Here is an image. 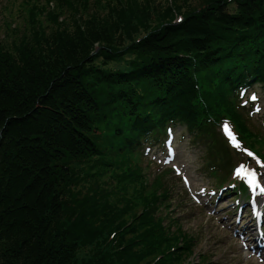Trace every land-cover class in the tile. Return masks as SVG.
Returning a JSON list of instances; mask_svg holds the SVG:
<instances>
[{
  "label": "trees",
  "instance_id": "1",
  "mask_svg": "<svg viewBox=\"0 0 264 264\" xmlns=\"http://www.w3.org/2000/svg\"><path fill=\"white\" fill-rule=\"evenodd\" d=\"M49 1L25 7L16 56L0 46V264H71L98 229L111 230L89 263L208 264L205 254L190 259L195 237L135 149L168 120L202 133L206 118L228 117L264 154V134L230 96L246 78L264 88V0H166L162 11L128 0ZM120 35L138 60L107 70L124 51L111 49ZM98 57L104 66H92ZM106 176L118 200L105 189L88 198L91 186L71 197L80 182Z\"/></svg>",
  "mask_w": 264,
  "mask_h": 264
},
{
  "label": "rangeland",
  "instance_id": "2",
  "mask_svg": "<svg viewBox=\"0 0 264 264\" xmlns=\"http://www.w3.org/2000/svg\"><path fill=\"white\" fill-rule=\"evenodd\" d=\"M26 1L27 0H0V46L2 45L5 50L9 51L11 56H16L14 55L12 48L14 44H17V47L20 44L21 47L22 44L24 45L25 43V41L21 42L22 39H20L27 26L25 22V15L28 13L29 9L26 10L25 7H30L32 4L41 7L43 4H45V1L49 0H29V4H26ZM128 1L133 2L135 6L146 2L148 8L153 7L156 3H159L158 11L164 10V8L167 6L166 0ZM173 1L175 5L183 6V4H180L181 0ZM149 2L150 4H148ZM48 3L49 6L46 8L52 10L54 1H49ZM100 4L101 7H98L97 9L99 16L105 15L107 6L103 2ZM62 18H59L58 21L61 22ZM42 20L43 16H37L34 22H36V24H40ZM65 20L66 18H64V21ZM44 22L45 23L42 25L43 29L46 30V33H49L50 29L53 27V23L47 21V19ZM154 24L156 25V23ZM29 32H31L30 29L27 35H29ZM119 38L116 40L115 44L111 46L113 52H115L116 49L124 50L130 45V42L132 41V39L131 41H128L123 35H120ZM113 54L116 55V53ZM119 57H121L119 61L107 63L105 64V66L102 64L103 60L98 57L93 60L92 66L98 67L100 65H103V68L107 70L112 69L121 71L130 68L129 63L131 61L138 60V57L130 53L128 50H124ZM256 90L260 94L259 96L262 100L264 115V92L259 87H256ZM262 119H264V116H251V118L249 119V124L252 129L260 131L264 134V125H262ZM174 130L176 131L178 140L176 142V145L178 147V159L180 162H183L185 164L186 171L192 180L193 187L198 188L200 185L209 183L208 176L203 172L204 159L206 158L207 160V156L203 152V147L206 146V140L203 138L192 139L190 138V136H187L184 129L180 127H176ZM142 158L143 161H140L141 165L143 168H145L146 174L148 173L147 177H149L150 179V177L154 175V173L156 174L158 172L159 167L156 163H151L148 157L142 155ZM96 170L91 171V173H95ZM96 178L93 181L92 179L87 180L85 184H83L84 182H80L76 186V188L72 190L71 197H79L80 192H85V190L91 186L94 190L91 193L92 196L87 195L90 199L99 200V194L102 189H105L109 194H111L107 198V200H110L112 203L115 201V199H119L118 195L120 194L118 192L115 193L114 188L111 187V184L109 183V181H107L109 180L107 176L104 178L101 177L100 181H97ZM166 179L169 180L168 182L171 186V189L173 183H176V185L180 184V181L174 175H171ZM174 197L178 199V197L180 196H177L176 192L174 191ZM83 198L84 197L82 196L81 200H83ZM170 202L171 203L169 210L172 213V216L178 217L180 219V224L183 230L195 237V254H205L207 256L209 264H256L251 260L244 259L242 253L237 247L236 242L233 240L231 233L227 230L226 227L223 226L224 223H221V221H224L222 219H225L227 223L231 224V221H228L225 217H223L226 213H231V215H233V210L231 209L232 206H230L228 203L220 204L216 208V213L214 214V216H211L210 212L196 207L191 202H188L186 205L180 203V207L176 206L174 198H171ZM74 206V204L70 203V207ZM92 227L93 229H95L94 226ZM92 227L90 226L91 229ZM73 229L75 230V228ZM86 229H88V227H86ZM110 230L111 229H98L97 231H94L92 233L90 242L88 244L80 243L81 245H79V247H77L74 252V257L72 258L71 264H93L92 262L89 263V261L92 258L94 250L96 249L97 242L100 241L103 236L105 237V235ZM74 235H76V233H74ZM190 259L196 260L197 256L192 255ZM149 260L150 259L147 258L142 262L147 263L149 262ZM179 264H185V262H181Z\"/></svg>",
  "mask_w": 264,
  "mask_h": 264
},
{
  "label": "snow or ice",
  "instance_id": "3",
  "mask_svg": "<svg viewBox=\"0 0 264 264\" xmlns=\"http://www.w3.org/2000/svg\"><path fill=\"white\" fill-rule=\"evenodd\" d=\"M251 99L255 100L256 97L253 96V97H251ZM224 130L226 132H228V135L230 137V140H231V143L233 144V146L239 147V145L236 141V138L234 136H232V134L228 131V126L226 124L224 125ZM247 154L250 157L253 155L251 152H248ZM257 163H259V161H257ZM235 172L237 175L246 177V182L249 185L255 186L256 188H258L260 190L261 193H264V188H261L259 183L257 182V173L255 171L246 170V169H244V166L241 165L240 167H238L235 170Z\"/></svg>",
  "mask_w": 264,
  "mask_h": 264
},
{
  "label": "bare ground",
  "instance_id": "4",
  "mask_svg": "<svg viewBox=\"0 0 264 264\" xmlns=\"http://www.w3.org/2000/svg\"><path fill=\"white\" fill-rule=\"evenodd\" d=\"M231 76H234V73H232Z\"/></svg>",
  "mask_w": 264,
  "mask_h": 264
}]
</instances>
